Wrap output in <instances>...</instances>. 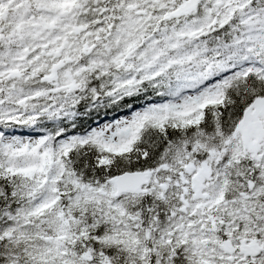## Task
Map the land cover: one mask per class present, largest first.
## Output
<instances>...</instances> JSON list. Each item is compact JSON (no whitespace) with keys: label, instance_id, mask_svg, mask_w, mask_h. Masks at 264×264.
Masks as SVG:
<instances>
[{"label":"snow or ice","instance_id":"6c2138e0","mask_svg":"<svg viewBox=\"0 0 264 264\" xmlns=\"http://www.w3.org/2000/svg\"><path fill=\"white\" fill-rule=\"evenodd\" d=\"M0 264H264V0H0Z\"/></svg>","mask_w":264,"mask_h":264}]
</instances>
